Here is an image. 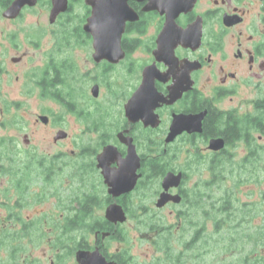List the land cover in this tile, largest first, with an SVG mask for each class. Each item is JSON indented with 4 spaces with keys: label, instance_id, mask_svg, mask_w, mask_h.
<instances>
[{
    "label": "flooded vegetation",
    "instance_id": "flooded-vegetation-1",
    "mask_svg": "<svg viewBox=\"0 0 264 264\" xmlns=\"http://www.w3.org/2000/svg\"><path fill=\"white\" fill-rule=\"evenodd\" d=\"M7 1L0 17L8 23L44 3L49 25L40 32L44 48L41 36L27 39L42 52L37 60L11 53L16 32L0 37V264H80V252L104 264H264V231L239 240L256 216L244 211L254 209L238 207L233 193H212L227 169L234 188L264 179V0H126L119 45L104 55L97 36L111 32L85 28L93 9L85 0H67L53 22L52 0L25 5L15 18L3 16ZM31 98L42 103L34 125L53 130L37 135L21 118L30 132L17 140L14 111ZM47 103L75 117L77 136ZM203 169L210 190H190L188 179ZM168 174L179 180L165 188ZM47 202L54 213H23ZM113 205L123 221L107 216ZM211 219L218 229H204ZM69 221L75 227L62 244ZM37 233L54 235L42 258L33 254ZM242 240L252 251L234 245Z\"/></svg>",
    "mask_w": 264,
    "mask_h": 264
},
{
    "label": "rangeland",
    "instance_id": "rangeland-1",
    "mask_svg": "<svg viewBox=\"0 0 264 264\" xmlns=\"http://www.w3.org/2000/svg\"><path fill=\"white\" fill-rule=\"evenodd\" d=\"M81 11L82 9H77L76 13L81 15ZM48 9L45 6L44 3L39 4V6H37L34 9L31 10H27L24 12L23 17L17 19L14 23H8L7 21L3 20L0 17V37L4 40L5 38H9V35L11 33H15L16 32V39H17V49L16 48H12L11 49V53L15 54V55H19L21 53H25V54H32L33 58L35 60L38 59L39 54H41V50L32 47L30 41H27V39H35V37H39L40 32L45 30L46 27H48ZM28 32V33H27ZM38 35V36H36ZM35 36V37H32ZM48 37L47 34H43L41 36V41H40V48H44L45 46L42 45L43 43V39ZM4 44H7V42L3 41ZM6 52V51H5ZM0 54H3V48H0ZM33 58H31L33 60ZM28 59V58H26ZM23 66V65H20ZM19 66V67H20ZM23 67H21L20 69H18V71L16 72L17 74L19 73V70H22ZM18 88V87H17ZM18 96V94H15V97ZM34 96V95H33ZM22 99H24L23 95L21 96ZM29 100V101H28ZM24 102V104H22L21 108H17L14 111V114H16V119H15V129H14V133L16 134V139L20 140L22 139V137L20 135H22L23 133H29L30 131L27 130L24 125L23 122L21 121V118H27L30 119L32 126H33V132L36 133L37 135H44V134H48L50 135V133L52 132L53 129H51L50 127L46 129H44V127L42 126V124H38V125H34L33 121H34V117L35 114L40 112L41 108H42V103L39 100V98H31L28 99ZM47 105L49 107L52 108H56V110L61 113L62 116V124L64 126V128L67 129L70 137L73 139L75 136L78 135V133L80 132L78 128V126H76V122L74 121V116L66 111L65 109H62L61 107L57 106V105H49L47 103ZM11 113H13L11 111ZM5 117V116H4ZM33 133V134H34ZM71 147V143L70 140L65 142L64 144V149L69 151ZM241 156V155H240ZM242 158V157H240ZM239 158V159H240ZM229 170L231 171V173H229ZM227 174H226V178H228L227 182H219V184L217 185L216 188L213 189V197L214 198H223L226 196H228V199L232 198V193H233V198L235 199V202L237 203L238 207H241V209L243 208H251L254 209V211H244V216L243 217H249L251 216L252 213H255L253 217V219L251 221H247L243 223L242 228L239 230V240H241L242 238H245L247 232L250 230L255 231L256 233H262L264 231V198L262 196V193L264 191V179L260 178L257 182H247L245 180L244 184H240L239 186H237L238 188H234L233 183L236 180V176L235 173L232 169H227ZM212 177L211 172L208 169H203L202 172L199 173H194L190 176V178L187 181V187H190L192 190V188H198L199 192H204L207 193L210 189L208 187H206V185H201L200 182H203L204 180H209ZM243 177V175L241 176V178ZM204 181V182H206ZM200 183V185H198ZM198 185V186H197ZM197 191V190H196ZM48 202L52 201L50 199H48ZM40 205L39 203H34L33 205H31L30 207H25L24 208V214H29V215H35V214H40L39 212L43 209L44 212H46L48 215L52 214L56 211L55 206L50 205L49 203ZM243 203H248V207L247 205L243 206ZM6 207H2V205L0 204V214L6 213ZM215 212L217 218H220L223 216V212H218V211H212ZM199 215V212H198ZM193 218V217H192ZM199 220L198 223H201V219H197ZM212 223H211V222ZM208 223L204 224V229L212 231V230H216L218 228H216L215 226V221L214 219H211ZM231 221V220H230ZM232 222V221H231ZM228 224V226L224 227V228H229V222H226ZM261 225V228H259V226ZM188 229H192V228H188ZM194 229V227H193ZM223 230V229H222ZM231 230V229H230ZM35 236V237H34ZM32 238V245L37 246V249L34 250V255L37 257H41L42 258V251H44L43 249H45L44 247H49L50 246V242L54 239L51 238L54 235L53 234H46L44 236H41L40 233L35 234ZM242 236V237H241ZM210 239H214V240H221L218 237H212ZM22 240V239H21ZM42 243V245H40ZM44 243V244H43ZM22 245H25L24 242L22 243ZM40 245V246H39ZM224 245V244H223ZM234 245H236L237 247H241V249L247 251V250H251V248L249 247L251 244H247V242L245 241H238V243L236 242ZM221 246V245H220ZM46 248V249H47ZM258 248L260 249V251H262L261 246L258 245ZM252 251V250H251ZM47 258L50 255V252L47 251ZM49 254V255H48ZM261 254V253H260ZM218 257L221 256V254H215ZM255 257V255H253ZM256 256H258V254H256ZM225 261H229V259H225ZM48 262V259H47Z\"/></svg>",
    "mask_w": 264,
    "mask_h": 264
},
{
    "label": "water",
    "instance_id": "water-1",
    "mask_svg": "<svg viewBox=\"0 0 264 264\" xmlns=\"http://www.w3.org/2000/svg\"><path fill=\"white\" fill-rule=\"evenodd\" d=\"M163 2V0L161 1ZM36 3V0H13L12 3L7 7V9L3 12V16L7 18H15L21 9L25 6H33ZM86 4H89L93 7L91 15L87 18V24L85 28L88 30L90 26H95L101 32H104L106 29H109L111 35H107L106 33H102L98 35V39L96 40L95 47L97 51H100V55L106 54L107 50H111V52H116L115 49L119 45L120 34L123 30V20L125 16L126 9V0H85ZM68 3L67 0H52V8L49 14V20L53 22L56 16L64 12L67 9ZM137 95L133 97L135 100ZM132 100V101H133ZM112 150L111 147L106 148L98 158L106 156ZM134 150L132 147H129L128 156L131 158L133 156ZM130 154V155H129ZM135 156V155H134ZM100 166V164H99ZM129 169H121V172L127 173ZM106 169H104V173ZM179 180V175L174 176L173 174H168L164 179V187L167 188L169 186L174 185V180ZM120 190H126L121 187ZM166 196H163V199L160 203L165 201ZM177 197V196H176ZM107 216L112 220H120L123 221V212L118 206H110L107 209ZM80 264H104V260H102L98 255L88 253L85 254L83 252L78 253Z\"/></svg>",
    "mask_w": 264,
    "mask_h": 264
},
{
    "label": "trees",
    "instance_id": "trees-1",
    "mask_svg": "<svg viewBox=\"0 0 264 264\" xmlns=\"http://www.w3.org/2000/svg\"><path fill=\"white\" fill-rule=\"evenodd\" d=\"M1 5H6L7 4V0H1ZM215 173V172H214ZM217 176V175H216ZM212 181H215V179H212ZM228 196L225 195V197L223 198H227ZM228 204H225L224 206H227ZM225 221V219H223ZM223 220H219L217 223H220V221H223ZM229 222V221H227ZM73 227H75V223L74 222H66L65 225L63 226V231H62V235L60 236L61 237V240H63V243L62 244H66V240L70 239V231H72ZM59 237V238H60Z\"/></svg>",
    "mask_w": 264,
    "mask_h": 264
}]
</instances>
